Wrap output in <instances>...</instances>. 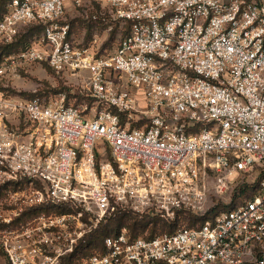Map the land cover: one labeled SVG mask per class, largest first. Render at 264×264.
Wrapping results in <instances>:
<instances>
[{
  "label": "built area",
  "instance_id": "1",
  "mask_svg": "<svg viewBox=\"0 0 264 264\" xmlns=\"http://www.w3.org/2000/svg\"><path fill=\"white\" fill-rule=\"evenodd\" d=\"M82 7L117 26L109 53L74 40L65 15ZM30 24H42L38 41L2 59L0 80L15 61L83 71L93 104L0 91V187L14 185L0 214V264H264V178L197 227L153 238L122 229L104 252L70 259L117 210L198 214L211 176L223 191L264 172V0H9L0 43ZM16 118L23 136L5 127Z\"/></svg>",
  "mask_w": 264,
  "mask_h": 264
},
{
  "label": "rangeland",
  "instance_id": "2",
  "mask_svg": "<svg viewBox=\"0 0 264 264\" xmlns=\"http://www.w3.org/2000/svg\"><path fill=\"white\" fill-rule=\"evenodd\" d=\"M89 15V9L82 7L71 14H66L65 17L71 23V27L74 33V40L80 46H92L93 50L99 54H107L116 47L120 41L118 35V29L107 30L108 25H92L90 29L87 28V23L84 19ZM26 26H23L19 33L20 34ZM94 34L96 38L94 39ZM7 43H0V62L3 57L13 56L18 54L20 48L15 49L12 53L5 56L1 54L4 52V47ZM20 50V51H19ZM24 50V49H23ZM4 55V56H2ZM13 70L9 72L6 78L0 80V91L5 95H17L20 97H29L31 94L40 95V99H60L63 97V103L68 105H74L79 109H83L84 106L90 108L93 104V98L90 96L88 89V73L77 72V73H56L50 69L46 63L43 62H31L27 64H15ZM84 109V111H86ZM123 122L125 120L123 119ZM145 122V120H143ZM7 131L14 133V135H24V126L21 120L17 118L12 121L4 120ZM141 122L129 121L130 127H139ZM98 149L103 148L102 142L97 143ZM101 154V157H108V150L105 148ZM260 173L253 171L248 175H240L237 178L231 179L223 189L218 191L214 187V179L211 176L208 181V192L203 201L202 209L196 215L206 214H218L221 211H225L232 206H237L243 203L244 200L249 199L253 196L256 191L257 183L260 178ZM3 177L0 174V181ZM13 188L12 183L2 184L4 186ZM2 187V186H1ZM8 190V189H7ZM9 189L8 191H10ZM0 199V214L4 211V197ZM186 223V222H185ZM184 223V224H185ZM0 261L3 262V257L0 254Z\"/></svg>",
  "mask_w": 264,
  "mask_h": 264
},
{
  "label": "trees",
  "instance_id": "3",
  "mask_svg": "<svg viewBox=\"0 0 264 264\" xmlns=\"http://www.w3.org/2000/svg\"><path fill=\"white\" fill-rule=\"evenodd\" d=\"M8 1L9 0H0V19L6 11ZM84 20L87 23L88 29H90L93 24H104L103 20L101 19L89 18ZM108 24L109 23H106L104 25L106 26ZM114 28L116 29L117 26L113 25L112 30ZM42 29V24L27 25V27H25V29L20 34H18L12 42L6 44V46L4 47V52L2 51L1 54L7 56L19 47H21L20 50H23L29 47L31 44L36 43L40 37ZM28 96L40 98V95L38 94H31ZM259 175L260 178L258 180L256 191L253 196L258 191L260 180L264 178V172H261ZM4 192V186L0 187V199L3 196ZM237 206H232L227 210L233 209ZM35 213L37 212L33 211L28 215ZM214 215H216V213L196 215L188 210H180L172 220L166 221L158 215H151L147 213L134 214L129 211L117 210L113 215H110L107 220L100 223L91 233L85 236L77 244L73 252L70 254V259L75 261L83 256L104 252V239L107 236H112L119 233L122 229H125L127 234L131 238H136L139 236L153 238L154 236L163 233H172L181 226L197 227L201 225L206 219L211 218Z\"/></svg>",
  "mask_w": 264,
  "mask_h": 264
}]
</instances>
